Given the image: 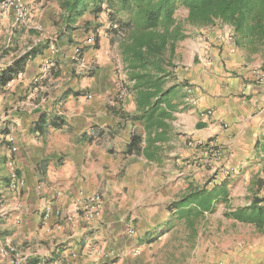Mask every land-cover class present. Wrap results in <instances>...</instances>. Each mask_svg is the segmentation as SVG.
<instances>
[{
  "label": "crops",
  "instance_id": "crops-1",
  "mask_svg": "<svg viewBox=\"0 0 264 264\" xmlns=\"http://www.w3.org/2000/svg\"><path fill=\"white\" fill-rule=\"evenodd\" d=\"M24 1L31 27L12 11L0 17V71L58 33L59 4ZM90 17L73 43L64 34L0 87V264H12L8 245L30 264H264V230L232 216L264 196V84L252 78L259 62L231 50L228 25L196 27L172 55L137 60L99 25L106 14ZM119 79L130 85L124 99ZM210 142L219 160L205 151ZM11 159L24 179L19 190L9 186ZM216 170L230 174L208 183ZM215 184L226 187V201L212 198L214 210L200 213L195 193ZM97 192L101 220L73 212L78 197Z\"/></svg>",
  "mask_w": 264,
  "mask_h": 264
},
{
  "label": "trees",
  "instance_id": "trees-1",
  "mask_svg": "<svg viewBox=\"0 0 264 264\" xmlns=\"http://www.w3.org/2000/svg\"><path fill=\"white\" fill-rule=\"evenodd\" d=\"M61 9L62 30L54 40L33 46L31 50L12 65L0 71V87L5 86L23 72L28 58L60 41L73 43L72 31L79 28L80 19L91 15L100 19L107 15L104 25L111 41H122L126 52L137 60L161 57L169 51L172 55L176 44L187 37L175 13L180 6L188 9L186 21L196 27L219 24L231 26L238 47L248 54L259 52L264 47V0H55ZM96 47L98 37H95ZM223 184V183H222ZM215 184L211 191L195 193L199 212L213 211L215 203L226 201V187ZM232 216L240 221L253 223L264 230V196H256L248 207L239 208Z\"/></svg>",
  "mask_w": 264,
  "mask_h": 264
},
{
  "label": "built area",
  "instance_id": "built-area-1",
  "mask_svg": "<svg viewBox=\"0 0 264 264\" xmlns=\"http://www.w3.org/2000/svg\"><path fill=\"white\" fill-rule=\"evenodd\" d=\"M13 12L15 22L23 26H32V8L24 0H0V17L8 15L10 12ZM216 27V26H214ZM228 40L231 45V50L235 51L237 49L236 37L234 32L228 34ZM95 39L93 37L88 38L89 43H93ZM85 62L82 60L79 63V66L84 67ZM52 67V63L48 62L45 66L42 67L41 71L34 76L32 83L35 85L34 91L32 92L33 96H36L39 93V87L41 86L44 79H46ZM252 78L254 81L264 84V63L256 68L252 69ZM188 92L193 91V87L188 86ZM130 92V85L124 82H117V97L119 99H124ZM91 96H89L90 98ZM31 98V97H30ZM32 99V98H31ZM211 110L208 111L210 113ZM205 151L211 156V159L219 160L222 157V150L219 149L213 142H210L205 145ZM210 163V159L208 160ZM8 167L10 170V183L9 186L13 190H19L20 187L24 184V179L19 176L18 169L14 159H11L8 162ZM223 176L230 174L229 170L222 172ZM217 174V173H216ZM222 176V177H223ZM211 180L210 183H216L215 180ZM52 209L47 206L44 209V215L46 218H49L51 215ZM73 212L79 214L83 219L87 221H98L103 218L104 212V194L101 192L81 195L73 202ZM59 214V211L57 212ZM128 235L134 236L135 229L129 228ZM2 253L9 257L12 264H30L28 257L23 253L19 252L14 246L8 245L2 248ZM140 250L138 248L134 249L133 254L138 255ZM211 264H223V262H213Z\"/></svg>",
  "mask_w": 264,
  "mask_h": 264
},
{
  "label": "rangeland",
  "instance_id": "rangeland-1",
  "mask_svg": "<svg viewBox=\"0 0 264 264\" xmlns=\"http://www.w3.org/2000/svg\"><path fill=\"white\" fill-rule=\"evenodd\" d=\"M42 3H43V7H46V6H48V8H50V6H56V5H58V2L57 1H55V0H42ZM59 6V5H58ZM60 10H58V9H56V16H55V20H57L58 22H59V24H57V25H59L60 27H58V32L60 31V30H62V21H61V13L59 12ZM187 16H188V9L187 8H185V7H183V6H180L178 9H177V11H176V13H175V18H176V20L182 25V28H183V31L185 32V34H189V36H192L193 34H194V32H195V29H196V26H193V25H191V24H189L187 21H186V19H187ZM88 18V17H87ZM90 18H92V17H90ZM103 15L101 16V21H103ZM100 21V22H101ZM57 22V23H58ZM222 25H226V24H219V22L217 23V24H215L214 26H219V27H222ZM52 26V25H51ZM212 27V26H211ZM59 28H61V29H59ZM85 34V33H84ZM55 35V34H54ZM54 35H53V37H54ZM86 37H88L87 35H86ZM83 40H86L87 41V39L85 38V39H83ZM89 44H93V43H89ZM250 57H252V59H253V61H256V62H259L258 64H256L255 65V67L254 68H256V67H258V66H260V65H262L263 63H264V47L259 51V52H256V53H251L250 54ZM119 81H121V82H124V83H126V84H128V82H126L125 80H123V79H119ZM209 165H212V163H208ZM215 166L216 165H214L213 164V167L215 168ZM218 172V170H216L215 172H214V174L212 175V177H210V179L207 181L208 183L209 182H211V180H214L215 179V177H216V173ZM220 177H222V174L221 175H219L216 179H219ZM216 220V219H215ZM220 229V228H219ZM217 232V231H216ZM134 251V250H133ZM132 251V252H133Z\"/></svg>",
  "mask_w": 264,
  "mask_h": 264
}]
</instances>
